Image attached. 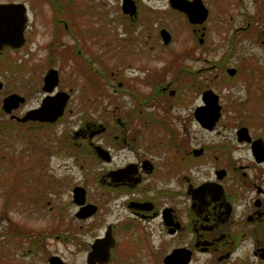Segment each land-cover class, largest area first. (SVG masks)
Wrapping results in <instances>:
<instances>
[{
	"label": "flooded vegetation",
	"instance_id": "1",
	"mask_svg": "<svg viewBox=\"0 0 264 264\" xmlns=\"http://www.w3.org/2000/svg\"><path fill=\"white\" fill-rule=\"evenodd\" d=\"M133 1V14L123 11L122 0L121 11L135 21L139 8ZM20 2L27 18L23 42L0 48V70L9 73L7 80L0 74V114L7 117L0 129L20 127L26 135H41L72 112L76 98L86 106L95 88L99 102L93 106L103 119L82 121L71 135L72 141L87 143L79 154L99 164L87 175L97 192L88 184L71 189L78 208L74 219L86 221L100 211L103 216V230L87 254L95 239L109 234L114 240L109 264L118 235L144 239L160 232L168 246L161 264L175 250L188 254L186 264L204 254L212 264H247L250 256L264 264V71L254 66L249 50L254 42L240 38L247 36L252 21L258 25V14H249L247 24L228 38L213 41L207 39L204 0L202 22L192 23L175 10L192 26L194 40L176 56L178 62L169 61L155 73L153 33L147 34L143 49H129L91 25L96 12L91 2L81 7L75 0H42L51 18L43 17L40 24L38 13V24L31 22L27 0ZM219 2L222 11L244 4ZM162 29L169 31L158 30L168 45L171 33L165 43ZM39 31L43 35L37 41ZM50 71L54 78L46 79ZM60 92L67 95L62 115L39 119L38 110ZM77 187L83 189L81 204L75 201Z\"/></svg>",
	"mask_w": 264,
	"mask_h": 264
},
{
	"label": "rangeland",
	"instance_id": "2",
	"mask_svg": "<svg viewBox=\"0 0 264 264\" xmlns=\"http://www.w3.org/2000/svg\"><path fill=\"white\" fill-rule=\"evenodd\" d=\"M76 1L81 3V7L91 2L96 11L90 17L91 25L102 27L109 39L116 38L123 47L143 49L147 34L153 33L151 39L155 41V47L151 56L155 57V73L163 71L169 61L178 62L176 56L180 55L183 47L193 43L192 26L182 14L170 8L169 0H135L139 8L135 21L122 13L121 0ZM219 1L204 0L209 8L205 22L207 39L228 38L234 28L247 24L249 14H258L255 19L258 25L252 21L247 36L240 38L254 42L249 48L254 56V66H260L264 71V45L261 43L264 40V0H244L243 5L234 6L225 4V11L219 10ZM27 4L32 23L38 24L37 13L39 24L44 18L50 22L51 11L44 7L42 0L38 5L37 0H27ZM149 19L151 24H148ZM160 27L171 33L172 41L168 45L161 42ZM42 35L39 31L34 39L39 41ZM115 62L110 61L109 64ZM192 65L191 70L194 71L195 64ZM91 67L96 69L97 65L92 64ZM0 74L3 80L9 77L4 69ZM94 89L89 92L90 100L86 106L76 98L70 105L72 112L66 111L58 124L44 128L41 135H26L20 127L7 131L0 129V264H48L50 255H58L66 264H86L90 243L103 230V216L100 211L86 221L74 219L78 208L72 202L71 189L76 184H88V190L97 192V185L87 181V175L94 174L99 164L79 154L87 149V143L81 139L72 141L71 135L82 121L103 119L102 112L93 106L99 102V97L95 99ZM3 121L6 122L7 117L1 113L0 122ZM36 159L37 164L34 162ZM66 235H71L70 239L63 238ZM32 239L38 241L37 245L31 242ZM167 251V243L160 232L144 239L133 233L120 234L113 251L114 258L109 264H161ZM248 260L250 263L247 264L257 262L251 256ZM189 264H212V259L208 254L197 255Z\"/></svg>",
	"mask_w": 264,
	"mask_h": 264
},
{
	"label": "water",
	"instance_id": "3",
	"mask_svg": "<svg viewBox=\"0 0 264 264\" xmlns=\"http://www.w3.org/2000/svg\"><path fill=\"white\" fill-rule=\"evenodd\" d=\"M169 2L172 8L185 12L189 21L192 23L202 22L207 16V9L200 0H194L193 2H188L187 0H169ZM190 3H193V6H191ZM122 9L125 13L133 14L136 10L134 1L122 0ZM26 19V8L23 3L0 2V48L6 45L18 47L22 44ZM161 34L165 43L170 40L169 32L165 29L161 30ZM50 77L54 78L52 71L48 73L46 79ZM1 85L2 83L0 82V87ZM66 97L67 95L63 92L58 93L54 97H49L50 99L44 103L43 109L38 110L37 117L44 121H53L61 116L66 103ZM74 191L75 201L80 204L83 203V189L77 187ZM77 191H79V196L76 195ZM113 244L114 240L109 234L105 237L95 239L91 245V250L87 254V263L106 264L110 259V248ZM179 260L182 261V264H186L189 260L188 254L185 255L181 250H175L164 257L163 264H177ZM48 264L66 263L58 255H50Z\"/></svg>",
	"mask_w": 264,
	"mask_h": 264
},
{
	"label": "trees",
	"instance_id": "4",
	"mask_svg": "<svg viewBox=\"0 0 264 264\" xmlns=\"http://www.w3.org/2000/svg\"><path fill=\"white\" fill-rule=\"evenodd\" d=\"M260 13V12H259ZM258 21V20H257ZM31 242H36V240H31ZM38 242V241H37ZM37 242H36V245H37ZM39 243H41V242H39ZM29 249L31 250V248H30V246H29Z\"/></svg>",
	"mask_w": 264,
	"mask_h": 264
}]
</instances>
